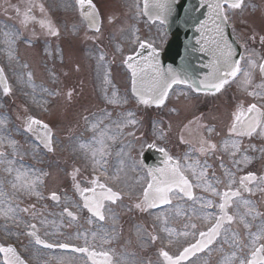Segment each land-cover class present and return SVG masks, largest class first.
<instances>
[{
    "label": "snow or ice",
    "instance_id": "snow-or-ice-1",
    "mask_svg": "<svg viewBox=\"0 0 264 264\" xmlns=\"http://www.w3.org/2000/svg\"><path fill=\"white\" fill-rule=\"evenodd\" d=\"M76 2L81 15L89 21L90 27L99 32L101 29L98 26V13L92 0H76ZM201 4L208 8L211 20L210 28L208 21L202 22L197 28L202 37L197 40V44L201 46L200 51L210 57L209 63L201 65L208 70L207 73L202 78H195L186 68L177 71L169 67L164 70L157 61L155 49L151 48L150 44L140 43L141 49L151 48L150 55L144 57L143 60H137L136 56H128L124 61L131 72L132 94L137 98L139 104L162 108L175 85H185L194 92L220 93L225 89V86L238 83L247 95L259 99L247 106L241 104L237 107L228 127V137L221 145L212 142V135L215 132L212 127H207L208 135L201 134L197 142L185 139L182 134L181 142L189 145V151L184 156V163L174 160L165 148H156L155 144H149V148H156L163 154V167L148 170L144 183L140 185L141 192L137 197L139 202L135 203L134 207L143 212L170 206L156 217L160 222V231L167 234L168 244L173 245L180 238L190 236L194 241H189L187 246L183 247L182 251H178L175 256L170 255L168 251H161L160 256L163 257L165 264H183L186 259L197 256V253L206 250L213 251V246L217 243L227 245L231 249L230 252H224L222 247L217 249V251L224 252L221 264H264V213L258 210L257 202L251 198L257 194L264 197V176H257L252 172L238 176L242 168L246 167L253 159L249 153L259 152L260 158L264 159V145L257 147L251 142L245 145L240 139L247 137L249 141L253 138L264 140V83L258 85L253 83V75L257 70L259 75L264 78V55H259L255 50H248L245 47L247 55H240L237 59L236 50L225 34V26L229 23L231 11L242 9L244 0H201ZM149 7V0H145V12ZM155 7L161 10H170L167 4L158 3ZM41 11H43L42 7ZM28 19H34V17H30L26 13L24 22H27ZM40 26L46 29L51 36L59 35L58 30L51 22L40 21ZM209 32L211 34H208ZM16 35L18 34L4 33V43L9 49L14 43ZM251 39L255 40L256 37L253 36ZM260 43L264 44V36L260 37ZM9 58H12L10 53ZM98 59L101 62L100 67L103 69L105 60L103 53ZM20 79L25 86L33 90V100L36 103L44 101L45 93L49 96L55 95L54 92L45 88H41L37 92V86L33 82L31 73L27 74V78L21 76ZM104 83H109L107 74L104 75ZM0 87L3 88L6 95L11 93V87L3 68H0ZM249 87L253 90L248 91ZM37 95L40 96L39 100H37ZM71 95L72 93L69 92L68 97L71 98ZM116 96L117 94L113 92V99L110 102H118L115 99ZM105 117L111 120V113H105L103 117H98L94 122H90L94 132L92 141L80 143L78 147L86 158L91 160L93 172L99 171L100 175H104L106 180L111 183H101L99 177L96 176L88 181L90 186L81 187L79 183H75L79 175V169H75L73 181L76 191L80 195L81 203L74 204L65 199L59 214V223L56 220L50 222L46 218L40 219L42 225L51 223L60 228L73 227L74 223L78 222V215L71 209H86L91 216L87 223L89 225L96 224V228L94 231L77 232L76 238H83L85 246H74L60 241L47 242L41 239L37 224L30 221L24 222L20 217L21 212L27 213L29 209H21L18 204L13 206L7 199L3 188L0 187V218L5 221L11 220L17 226L23 222L25 228L30 229L26 235L35 245L46 249L81 253L90 259L92 264H112L108 251L93 250L88 246L89 235L93 241L99 240L102 243H110L114 238L116 217L111 205L122 203L126 195H131L126 191V188L129 187L127 183L121 186V174L126 170L136 171L143 167L142 163L138 164L131 157L129 150L133 149V143L129 141L116 152L115 172L111 175L107 174L108 158L112 156L109 142L116 143L125 135L124 130L136 126L138 121L132 112H128L117 120L111 121L109 126L104 125ZM7 123L6 117L0 119V148H10L11 155H19L20 150L17 142L6 134ZM23 123L25 132L36 134L38 130L40 133L38 138L43 147L48 152L54 151L55 136L47 124L31 117L25 118ZM201 128L204 126L201 125ZM134 135L131 131L127 132V136L134 137ZM157 135L163 139L165 136L163 129H157ZM141 151H143V146H141ZM217 152L227 154L230 160V166H227L223 160L220 162V168L224 169L223 178L217 177L214 169L209 175L211 165L207 159L204 161L200 159V157L214 156ZM193 153L199 155L193 156ZM9 155L5 151H0V166H3L4 171L9 174L13 171L16 172L15 182H10L13 190L26 196L42 198L38 191L39 186L43 183L41 174L34 172L29 175L26 171L14 169V161L9 158ZM189 174L194 182H190ZM221 185L224 188L223 191L220 190ZM194 188L200 189L208 195H195ZM50 199L57 205L61 204V197L55 192L51 194ZM31 214L33 220L43 215L42 212L35 210V205H33ZM65 216L67 217L66 222L63 219ZM178 217H186L189 221L184 225L185 230L180 232L167 226ZM108 220L112 221L111 229L104 226V222ZM193 220L206 222L207 230H197V224L191 222ZM257 220L259 223H254ZM234 224L242 227L246 235L242 236L240 232L235 231L232 227ZM253 228L255 231L252 230ZM159 238L157 235H149V239L153 242ZM0 253H4L5 264H25V261L11 245L0 247ZM238 253L243 255H238ZM122 264H132V261L125 259Z\"/></svg>",
    "mask_w": 264,
    "mask_h": 264
},
{
    "label": "rangeland",
    "instance_id": "rangeland-1",
    "mask_svg": "<svg viewBox=\"0 0 264 264\" xmlns=\"http://www.w3.org/2000/svg\"><path fill=\"white\" fill-rule=\"evenodd\" d=\"M93 1L104 16L109 17L106 18L108 21L105 20V28L100 33H89L84 30L86 28L85 24L79 20L77 15L78 8L74 4L76 0H57V11L54 13L52 11L51 18L53 20L55 19L59 23L62 21L58 19L67 20V23L73 22L72 25H69V39L72 40V49H68L65 43H56L52 47H34L27 43L19 44L17 57L20 61L15 58L13 44L10 49L7 45L6 48L0 49V56L7 68L9 85L11 87V93L7 95L0 89V119L7 118L6 134L10 135L17 142L20 154L11 155L10 148H0V151L10 154L9 158L14 161V169L26 171L29 175H32L34 172L41 174L43 183L39 186L38 191L42 198L38 199L36 196H26L19 191H14L10 182H15L16 172L13 171L9 174L4 171L3 166H0V187L3 188L7 194V199L13 206L18 204L21 209H29L27 213L21 212L20 217H22L24 222L30 221L36 223L41 237L49 242H64L76 238L73 237L72 239L69 237L71 235L68 227L60 228L53 226L51 223L42 225L40 219L46 218L50 222L56 220L59 223V214L62 211L64 200L66 199L74 204L78 202L73 173L75 169H79V175L75 183L83 185L82 180L89 173L87 166L88 164L91 165V160L86 158L78 146L80 143L92 141L94 132L90 122H94L95 120H90L89 118L94 114L103 113L101 116L103 117L105 113H111V120L106 117L104 119V125L109 126L111 125V121L117 120L121 115H126L128 112H132L134 118L138 121L136 126L126 128L124 130L125 135L116 143L109 142L112 156L108 158L107 167L111 170L110 175L115 172L117 162L116 152L129 141L133 143V146H136L135 150L134 147L129 150L133 159L134 152L137 151L140 156L150 141L169 148L173 155L183 163L185 153L187 152L184 150L186 146L182 147L181 143L177 140V136L175 138L173 136L177 133V125L172 124L170 126L169 124L166 127L167 124L164 122L163 113L167 110V107L164 109H151L150 106L139 104L136 100H132V104H126V96L129 97L127 89L130 79L126 69L123 67L124 62L122 61L125 58L123 54L129 49L133 50L134 42L139 39L146 40L157 47L163 46L167 40L163 27L157 23L149 25L138 14L139 0H128L132 5H127V2V8H125V4L123 3L125 0ZM48 3L50 2H47V0H41V4L45 8L49 7ZM0 4L1 7L3 3ZM52 5L50 6L51 10L52 8L54 10ZM66 7H71L74 11L65 9ZM4 16L7 15L4 14ZM231 16L234 32L241 40L247 43V49L255 50L259 55H264V44L260 43L261 35L258 36L260 32L264 34V0H244V7L231 11ZM243 16L244 19L242 20ZM65 29H67L66 26ZM5 32L13 33L12 27L0 23V34L2 37H4ZM87 34L88 36L90 35V39L88 40L85 39L87 38ZM251 35L255 36L256 39H251L253 37ZM80 37H83L85 42ZM16 39L17 35L15 36ZM79 41L82 42L84 47L79 45ZM9 53L11 54V59L9 58ZM101 53L105 57L103 69H101V62L98 59ZM68 56L67 60L66 57ZM28 73H31L33 82L37 86V92H39V89L45 88L54 92L55 95L49 96L45 93L44 101L40 103L34 102L33 90L25 86L20 79L21 76L27 78ZM105 74H107L109 80L107 84L104 83ZM253 83L256 85L264 83L258 70L253 75ZM228 86H226L228 87L226 90L234 91V93L237 91L246 97L249 96L238 83H232ZM252 90L249 87L248 91ZM69 92L72 93L71 98L68 97ZM113 92L117 94L118 97L116 96L115 99L118 102H110L113 99ZM227 92L225 91L224 93ZM215 98L216 96L206 99L214 100ZM39 99L40 96L37 95V100ZM256 99L259 98L257 97ZM251 102H256V100L254 98L248 100V104ZM124 104L125 106H123ZM245 104L248 105L247 103ZM172 105L173 101H170L169 106ZM71 107L78 110L73 111L70 109ZM55 109L65 116L62 118L58 112L54 113ZM98 111L99 113H94ZM231 111L232 109H230ZM67 113H70V118L65 120L68 117ZM27 117L37 119L52 128L55 132L54 151L48 152L38 144L32 134L30 135V133L24 131L23 122ZM85 117L88 119L86 120ZM172 118L173 116H168V120ZM177 118H180L178 122H183L185 125L187 119ZM63 119L65 120L64 122H62ZM171 123L174 122L172 121ZM163 128L168 129L164 132V138L161 139L157 135V129ZM128 131L133 132L135 134L134 137L127 136ZM251 141L255 143L258 139L253 138ZM141 146H143V151H141ZM249 154L253 156V159L246 167L242 168L243 172L252 171L253 169L260 171L263 169L264 159L258 156V152ZM209 163L214 166V161H210ZM211 172L212 170H209V175H211ZM215 172L220 173V176L215 173L217 177L223 178L224 169L216 166ZM121 175V186H123L126 183V175L123 176V173ZM145 177L146 174L141 168L134 171L133 178L129 179L135 188H133V191L130 188H126V191L131 193V195H128V198L123 199V202L115 207L114 211H119V215L115 214V233L110 243H102L99 240L93 241L91 235H89V242L94 245H102L101 250L111 253L116 263L118 262L119 264H122V261L125 259L132 261V264H164L162 256H160L161 251H168L169 254L175 253L172 251V247L178 248L183 242L192 240L191 236L180 238L177 243L169 245L167 234L160 231V222L156 219L157 215L161 214L164 209L150 213L135 209L134 205L141 192L140 185L144 183ZM220 190H224L222 185L220 186ZM53 192L61 197L60 205L55 204L50 199ZM201 195L207 196L208 194L203 193ZM251 198L257 202L258 210L264 213V197L257 194ZM33 205H35V210L43 213L36 220H33L31 214ZM72 209L78 210L77 208ZM130 215L134 216L132 224L128 222ZM63 219L65 222L67 221L66 216ZM183 219L187 218L178 217L167 226L174 228L177 232L183 231L185 230V223H182ZM121 220L123 222L122 237L118 235L117 226ZM191 222L196 223L198 227L206 223L200 220H193ZM254 223H259V220ZM107 224H109V229L113 227L111 220H108ZM82 226L86 227L85 231H89L90 225L84 223ZM232 227L235 231L240 232L242 236L246 235L242 227H238L235 224ZM28 230L30 229H26L23 222L17 226L11 220L5 221L3 218H0V239L6 243H16L26 255H29L31 262L35 264H61V262L62 264H88L85 258L78 256L56 255L48 251H42L26 235ZM252 230L255 231V228ZM79 231L83 232L82 230ZM189 231L192 230L189 229ZM149 235H157L160 238L153 242L149 239ZM79 239L82 240L83 238ZM221 247L224 249V252L231 251L227 245L217 243L214 245L213 251H207L189 264H221L224 252L217 251ZM238 255L243 254L238 253Z\"/></svg>",
    "mask_w": 264,
    "mask_h": 264
},
{
    "label": "flooded vegetation",
    "instance_id": "flooded-vegetation-1",
    "mask_svg": "<svg viewBox=\"0 0 264 264\" xmlns=\"http://www.w3.org/2000/svg\"><path fill=\"white\" fill-rule=\"evenodd\" d=\"M2 11L9 13L10 16H12L15 19L19 20H25V14L28 13L30 17H34V19H29L28 21L37 22L38 21V14L40 12V7L38 6L37 11L36 3H33V0H7L4 2L2 1ZM9 16V17H10ZM40 23V22H39ZM209 96L207 95H199V96H193L191 97L193 100L185 103L182 107V110L185 112L189 107L194 106L197 104V106L201 109L199 110L198 117H193V120L196 122V125L193 124L189 128H184L183 130V136L185 139L197 141L200 138V135L203 134L204 136H207L206 128L208 125H213L216 129H219L221 133L224 132L226 128L229 127V125L232 122V115L234 113L230 111H222L224 108L219 105H213V101L210 99H206ZM211 98V97H210ZM226 98L227 96H223L218 102L221 104H226ZM206 99V100H205ZM239 105L243 104L247 106L245 103H247V98L244 97L242 101L236 102ZM214 107V108H213ZM213 108V109H212ZM187 120H190L189 117ZM215 120V122H214ZM201 125L204 126V128H201ZM218 127V128H217ZM218 132L216 135L212 136V141L218 142L219 138L221 137V133ZM242 142L246 145L249 141L247 137H242ZM183 145H187L183 143ZM257 147L264 145V140H259L256 143H254ZM258 156L260 157V153L258 152ZM257 165V164H256ZM246 172H243L241 170L239 172V175H246ZM260 174L261 176H264V168L261 169L259 172H256L257 176ZM90 180V179H89Z\"/></svg>",
    "mask_w": 264,
    "mask_h": 264
},
{
    "label": "water",
    "instance_id": "water-1",
    "mask_svg": "<svg viewBox=\"0 0 264 264\" xmlns=\"http://www.w3.org/2000/svg\"><path fill=\"white\" fill-rule=\"evenodd\" d=\"M162 0H152V5L151 7L153 8V10H157V8L155 7V5L157 3H160ZM169 2V3H168ZM176 0H163L161 4H167L168 5V9L170 10H161L159 9L160 13L162 14H166L168 15V20H169V24H170V29L171 32L173 33V41H172V46H170L171 48L169 49V51H167L165 56H162L161 59H163V61L167 62H171L173 64H175L176 60L178 58V51H176V48L181 47L182 43L181 41H185V37H189V40L186 41L187 45H190L191 43L194 42V31H191V36H189L188 32H184L182 27L180 26V21L177 19V17L175 16L176 14H181L184 12V9H188L189 11H192L193 9H197V10H202V11H206L209 12L208 8L205 6H202L201 4V0H182V4L180 6H176ZM156 18H159L156 14L154 15ZM209 25V24H208ZM191 29V26L189 27ZM175 58V59H174ZM137 60H143L140 57L137 58ZM196 70H194L195 72H192L191 75L193 77L196 78V76L199 73V69L195 68ZM146 158V155L144 156V160Z\"/></svg>",
    "mask_w": 264,
    "mask_h": 264
},
{
    "label": "bare ground",
    "instance_id": "bare-ground-1",
    "mask_svg": "<svg viewBox=\"0 0 264 264\" xmlns=\"http://www.w3.org/2000/svg\"><path fill=\"white\" fill-rule=\"evenodd\" d=\"M101 116H102V114H95V115L91 116L89 119L90 120H96V118L101 117Z\"/></svg>",
    "mask_w": 264,
    "mask_h": 264
}]
</instances>
